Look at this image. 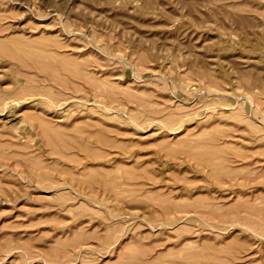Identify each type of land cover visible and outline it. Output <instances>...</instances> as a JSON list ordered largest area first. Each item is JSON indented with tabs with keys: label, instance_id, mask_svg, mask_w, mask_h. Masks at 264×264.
Returning <instances> with one entry per match:
<instances>
[{
	"label": "rangeland",
	"instance_id": "obj_1",
	"mask_svg": "<svg viewBox=\"0 0 264 264\" xmlns=\"http://www.w3.org/2000/svg\"><path fill=\"white\" fill-rule=\"evenodd\" d=\"M0 264H264V0H0Z\"/></svg>",
	"mask_w": 264,
	"mask_h": 264
},
{
	"label": "bare ground",
	"instance_id": "obj_2",
	"mask_svg": "<svg viewBox=\"0 0 264 264\" xmlns=\"http://www.w3.org/2000/svg\"><path fill=\"white\" fill-rule=\"evenodd\" d=\"M98 86H99V85H98ZM29 117H30V116H29ZM43 125H44V126H43ZM43 125H42V128L45 127L46 124H43ZM48 127H49V126H48ZM49 128H50V127H49ZM44 129H45V128H43V130H44ZM50 129H51V128H50ZM52 130L54 131V129H52ZM52 130H51V131H52ZM44 131H45V130H44ZM47 132H48V131H47ZM55 133H56V132H55ZM55 133H54V134H55ZM47 135H48V134H47ZM55 135H56V134H55ZM56 137H57V136H56ZM58 138H59V137H58ZM59 139H60V138H59ZM53 143H54V142H53ZM88 173H89V172H88ZM105 181H106V180H105ZM111 189H112V188H111ZM165 209H166V208H165Z\"/></svg>",
	"mask_w": 264,
	"mask_h": 264
}]
</instances>
